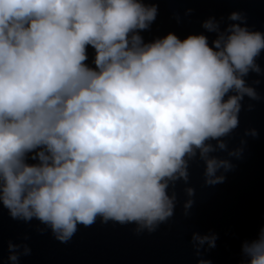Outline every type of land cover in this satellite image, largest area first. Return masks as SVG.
I'll list each match as a JSON object with an SVG mask.
<instances>
[{"label":"clouds","instance_id":"1","mask_svg":"<svg viewBox=\"0 0 264 264\" xmlns=\"http://www.w3.org/2000/svg\"><path fill=\"white\" fill-rule=\"evenodd\" d=\"M156 10L142 0H0V204L12 218H35L61 242L97 216L153 231L173 214L166 189L188 179L185 157L198 154L206 184L224 179L217 171L231 165L212 153L226 149L219 138L237 126L243 95L260 98L243 77L261 71L264 33L210 18L211 46L172 32L144 42L138 30ZM214 239L192 234L196 247ZM19 247L8 243L13 264L29 252ZM241 251L240 264H264V225Z\"/></svg>","mask_w":264,"mask_h":264},{"label":"water","instance_id":"2","mask_svg":"<svg viewBox=\"0 0 264 264\" xmlns=\"http://www.w3.org/2000/svg\"><path fill=\"white\" fill-rule=\"evenodd\" d=\"M142 3L155 4L157 9L149 26L138 30L144 42L172 32L180 39L189 34H204L211 46L216 33L203 27V22L210 18L218 22L221 30L236 23L249 31L264 33V0H142ZM232 12L244 19H228ZM86 47V62L90 63L93 49ZM255 62L261 71L250 70L243 78L260 98L243 95L237 126L219 138L225 141L226 149L212 153L227 159L231 165L227 170L217 171L224 176L222 181L206 184L204 164L198 154L191 159L185 157L188 179H178L174 186L170 182L166 189L170 196L175 193L173 214L159 222L153 231L147 228L137 231L139 226L135 222H104L97 216L89 226L78 224L65 242L56 239L51 229L35 218L27 221L12 218L0 204V264H13L7 259L9 242L20 246L15 251H22L25 245L29 249L28 254L19 255L16 264H198L200 260L210 264H240L246 261L241 245L255 238L264 225V51ZM236 150L238 154L228 155ZM188 201L191 203L185 208ZM193 233L214 236V245L210 247L205 241L194 246Z\"/></svg>","mask_w":264,"mask_h":264}]
</instances>
